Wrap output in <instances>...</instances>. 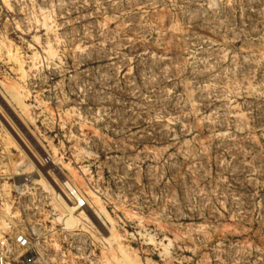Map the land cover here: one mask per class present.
I'll use <instances>...</instances> for the list:
<instances>
[{
  "label": "rangeland",
  "instance_id": "obj_1",
  "mask_svg": "<svg viewBox=\"0 0 264 264\" xmlns=\"http://www.w3.org/2000/svg\"><path fill=\"white\" fill-rule=\"evenodd\" d=\"M15 229L35 264H264V0H0Z\"/></svg>",
  "mask_w": 264,
  "mask_h": 264
},
{
  "label": "built area",
  "instance_id": "obj_2",
  "mask_svg": "<svg viewBox=\"0 0 264 264\" xmlns=\"http://www.w3.org/2000/svg\"><path fill=\"white\" fill-rule=\"evenodd\" d=\"M61 186L70 206L76 211L85 208L84 198L71 184L63 182ZM35 250L31 236L24 231L0 233V264H35Z\"/></svg>",
  "mask_w": 264,
  "mask_h": 264
},
{
  "label": "bare ground",
  "instance_id": "obj_3",
  "mask_svg": "<svg viewBox=\"0 0 264 264\" xmlns=\"http://www.w3.org/2000/svg\"><path fill=\"white\" fill-rule=\"evenodd\" d=\"M58 199L60 201L61 211L65 217L63 224L66 228H72L76 224L74 218V213L76 210L74 207L67 205L62 199H60V197H58Z\"/></svg>",
  "mask_w": 264,
  "mask_h": 264
}]
</instances>
